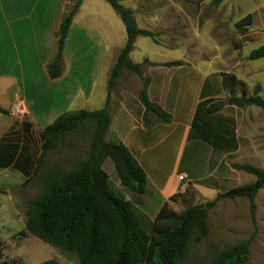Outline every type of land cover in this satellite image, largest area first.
<instances>
[{
	"label": "rangeland",
	"instance_id": "obj_1",
	"mask_svg": "<svg viewBox=\"0 0 264 264\" xmlns=\"http://www.w3.org/2000/svg\"><path fill=\"white\" fill-rule=\"evenodd\" d=\"M76 1L0 0V87L14 79L15 85L9 87V93L20 94L16 102H24L29 112L28 117L22 118L27 121L26 126L18 128L15 124L8 132L9 153L0 154L1 164L11 160L8 166H0V264H41L46 259L77 264L75 252H63L26 231L27 205L47 178L77 166L86 158L94 123L86 122L68 133L37 164L44 126L60 113L80 108H107L114 121L121 113L123 121L119 130L122 132L131 126L129 113L142 116L145 127L148 123L149 114L144 117V106L138 97L143 72L140 76L122 69L111 91L113 95L107 89L116 56L113 58L112 48L104 49V46L108 40L121 41L124 24L106 0H80L82 7L77 9L79 12L74 15L67 34L62 78L58 84L48 81L43 62L54 54L59 24ZM120 3L136 8L133 17L140 28H145L143 9L150 13L148 29L152 36L141 39L143 43L134 51V60L147 52L155 61L189 58L199 68L207 63L221 77L222 99L231 95H254L256 85L260 86L258 94L264 98V56L253 60L248 57L251 50L264 45V0H221L219 3L213 0H121ZM147 72L157 82L170 78V73L164 70ZM174 74L180 76L181 72ZM124 90L128 100L119 112L117 102L120 91ZM108 94L112 95L109 100ZM69 97L73 98L72 102L66 101ZM31 110L40 116L38 122L34 121ZM219 115V122H223L225 128L221 142L217 145L216 139L208 141L215 150L233 152L239 148L236 155L230 153L224 157L211 177L197 179L210 172L205 164L208 153L197 150L193 134L185 144L176 134L165 144L167 160L160 175L173 179L175 173L184 172L186 179H197L195 182L208 186L213 183L220 192L255 180L253 174L232 165L248 163L264 170L263 110L255 105L228 106L217 116L205 117V121L208 125H218ZM198 117L199 114L197 120ZM105 139L113 142L110 135ZM144 143L150 147V154L157 152L155 143L146 140ZM230 159L232 162L227 168L225 162ZM102 167L118 196L124 198L123 191L138 196L122 188L110 158L104 160ZM200 190L189 183L183 191L174 193L169 207L181 211L213 200L203 196ZM133 199V202L138 200ZM255 204L257 230L251 238L253 225L247 198L216 201L208 209V234L198 242L192 240L177 264H208L219 251L246 241L250 243L244 264H264V188L256 194ZM139 210L145 221L154 218L147 214L152 215L155 208L147 214Z\"/></svg>",
	"mask_w": 264,
	"mask_h": 264
},
{
	"label": "trees",
	"instance_id": "obj_2",
	"mask_svg": "<svg viewBox=\"0 0 264 264\" xmlns=\"http://www.w3.org/2000/svg\"><path fill=\"white\" fill-rule=\"evenodd\" d=\"M106 1L121 18L126 33L125 44L107 79V89L111 92L122 69L142 75V66L147 61L133 62L129 58V53L134 48L137 37H151L152 32L137 26L132 9L124 7L120 3L121 0ZM220 1L213 0V3ZM80 4V0L76 1L59 24L55 55L47 64V74L51 79L62 74L65 41ZM263 56L264 45L251 50L248 54L251 60ZM165 64L180 65L182 61L176 59ZM141 83L138 97L144 106V117L148 112H153L162 121H170L171 115L149 99L147 93L149 77H141ZM254 91V95L251 96L231 95L225 99H207L203 103L204 107L199 106L197 116L199 114L200 117L196 120H202L208 125L203 117L216 114L228 105L237 107L255 105L264 112V98L258 94L260 86L256 85ZM0 112L7 113V110L0 105ZM86 122L94 123L86 158L77 166L59 171L47 178L38 194L28 202L25 229L31 235L63 252H75L77 264H177L184 257L192 240L198 242L208 234V209L216 201L245 197L248 200L253 225L251 238L255 236L257 230L255 198L259 189L264 186V170L248 163H234L232 166L253 174L255 176L253 182L218 192L213 200L181 211L170 208L165 201L154 218L149 222L145 221L133 201L114 192L109 176L102 167L104 160L110 158L122 187L138 195L145 192L147 185L145 171L128 147L122 142L105 139L111 123L107 108L92 110L80 108L56 116L41 130L37 164H40L46 153L54 149L68 133L79 129ZM195 124L194 127H197ZM205 134L208 136L207 140L211 137L217 140L214 141L215 144H220L222 136L219 133L207 130ZM6 136L8 133L4 138ZM2 153L7 154L9 151ZM10 161L9 159L2 164L0 162V166H8ZM173 196L174 194L169 200ZM249 243L250 241H246L224 248L208 264H244L248 258ZM41 264L60 263L55 259H46Z\"/></svg>",
	"mask_w": 264,
	"mask_h": 264
},
{
	"label": "crops",
	"instance_id": "obj_3",
	"mask_svg": "<svg viewBox=\"0 0 264 264\" xmlns=\"http://www.w3.org/2000/svg\"><path fill=\"white\" fill-rule=\"evenodd\" d=\"M81 7L82 5L80 6L79 10L81 9ZM131 9L134 15V13H136V8L132 7ZM141 14L142 17L145 18V21L143 20L144 22L142 23L145 26V29H148V20L150 18V13L143 9ZM143 37L144 36H139L136 38L134 48L129 53V58L133 62L141 63L147 61V63L142 66V72L143 77H149V84L147 87L149 99L153 104L157 105L163 111L168 112L171 115V119L170 121L165 122L162 121L153 112H148V126L145 127V125L143 124L142 116L139 115L138 117H135L127 112L129 113L127 114V116L131 126L128 130L122 132L119 130L121 125L120 123L123 121V117L120 113L116 121L111 118V123L107 130L105 138L110 135L113 138V142L124 143L144 169L147 177L145 192L143 194H139L137 197H134L133 195L126 193V191H123L124 198L131 201L135 200L133 198L138 199L134 203L145 214H147L150 209L155 208L152 215L147 214L149 217H154L165 201L169 203L170 196H172L177 191H183L189 183H192L194 186L200 187V192L203 196H209L214 199L217 193L220 192V190L216 188L213 183L208 186L205 183L202 184L195 181L197 179H206L208 177H211L212 173L214 174V171L219 167L220 164H222L223 158L228 157L230 153L234 154L235 156L239 148H236L233 152H224L219 149L215 150L207 140L208 136L207 134H205V131L210 130L211 133L216 132L221 135L223 133V130H225L223 122H219L220 115L217 117L218 120L216 119L219 122L218 125L212 124L209 127L206 123L202 122V120H196L197 110L199 106L204 107L203 103L205 100L222 99L224 88L220 75L215 74V72L212 71L211 67L207 65V63H202V65L200 64V68L196 67V64L194 62H190L189 58H187L188 60H185L184 58L179 59L182 61V64L180 65H166V62L176 59L155 61L150 58L147 52H144L142 58L136 61L133 58V53L137 48H139L140 44L143 43V41H141ZM125 41L126 33L124 28L121 29V41L118 43H113L108 40L107 44L104 46V49L112 48L113 58L114 56H116L117 58L121 48L125 44ZM66 47L67 40L65 41V46L63 49V60L66 58ZM54 55L55 52L43 62V65L44 72L48 78V81L52 84H58L62 76L51 79L47 74V64L53 59ZM157 69L169 72L170 78L167 81L157 82L155 77L147 72L150 71L151 73L153 70ZM173 72H181V75H173ZM8 83H2V87H0V105L7 110V113L0 112V153L6 152L7 147L10 145L8 136L4 138L9 130L13 128L15 124H18V128L23 127V125L26 126L25 124L27 122L23 121L20 116H16L13 113V108L15 105L14 103H16V101L20 98V94L11 95V93H9V87L15 85L14 79H10ZM111 94L113 95V92H111ZM59 98L61 99V97ZM127 100L128 98L125 94V90L122 93L120 91V96L117 102V105H119V112L121 111V108L126 105ZM66 101L72 102L73 98L69 97L66 99ZM228 106H225L216 114L205 117L211 118L217 116L218 114L222 113L223 110ZM26 108L28 109L27 106ZM31 112L33 114L34 121L38 122V120H40V116L35 115L32 110ZM49 112L50 111H48L47 113ZM195 122L198 125L196 128L194 127ZM176 134L180 137V141L182 144H185L187 139L191 136V134H193L192 141L195 143L197 150L199 149L198 151L208 153L205 155V164L208 166V170H210V172H208L206 176L194 180L186 179L187 175L184 172L175 173L173 179H171L169 175L165 177L160 175V172L163 169V165L167 160V150L165 148V144L168 141H171L172 137ZM145 140L148 142L152 141V143H155V146L158 147L155 154H150V147L146 146V144L144 143ZM210 145L212 146L211 149L209 147ZM215 152H217L218 154H215ZM231 162V159L229 160V162H225L227 168H230ZM179 175H184L185 177L183 179H180ZM262 188H264V186ZM261 189H259V191Z\"/></svg>",
	"mask_w": 264,
	"mask_h": 264
},
{
	"label": "built area",
	"instance_id": "obj_4",
	"mask_svg": "<svg viewBox=\"0 0 264 264\" xmlns=\"http://www.w3.org/2000/svg\"><path fill=\"white\" fill-rule=\"evenodd\" d=\"M13 113L17 116H20L21 118L28 117L29 112L27 111V108L22 101H18L15 103L14 108H13ZM185 176L184 175H179L180 179H183Z\"/></svg>",
	"mask_w": 264,
	"mask_h": 264
},
{
	"label": "water",
	"instance_id": "obj_5",
	"mask_svg": "<svg viewBox=\"0 0 264 264\" xmlns=\"http://www.w3.org/2000/svg\"><path fill=\"white\" fill-rule=\"evenodd\" d=\"M110 96H111V95H110V94H108V100L110 99Z\"/></svg>",
	"mask_w": 264,
	"mask_h": 264
}]
</instances>
